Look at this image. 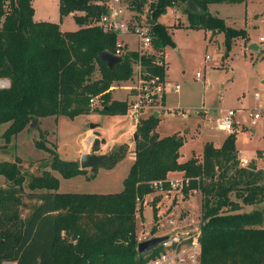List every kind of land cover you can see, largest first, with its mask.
<instances>
[{
  "label": "trees",
  "instance_id": "1",
  "mask_svg": "<svg viewBox=\"0 0 264 264\" xmlns=\"http://www.w3.org/2000/svg\"><path fill=\"white\" fill-rule=\"evenodd\" d=\"M34 1L0 0V77L10 79L8 88L0 87V124L10 123L5 132L8 138L23 131L35 118H74L95 112L126 114L128 101L113 99L111 86L127 80L137 62L150 75L165 77V67L157 63L154 53L127 50L124 60L113 70L100 59V52H115L118 43L116 33L105 32L98 25L109 0H60L61 19L72 14L80 25L76 31L65 32L60 22L35 21ZM126 1L141 20L139 14L147 0ZM192 1L200 11L192 12L188 0L150 3L147 22L155 50L174 44L168 26L158 22V18L177 2L184 4L192 28H204L214 34L223 32L226 49L230 50L237 39L246 38L243 30L228 25L209 10L213 3L245 0ZM98 95L103 107L91 108V98ZM159 121L152 113L138 123L136 158L119 193H60V179L45 171L34 176L28 187L49 192L31 195L36 202L24 204L29 206V212L23 218L17 209L24 203L21 193L26 180L18 162H6L0 170L10 183L0 188V263L9 260L15 264H145L157 249L138 250L137 198L143 199L151 191L152 181L166 179L173 171H183L187 177L200 175L199 239L203 264H264V209L241 212L244 205L264 202V169L254 160L243 164L234 133L219 147L206 142L202 161L193 156L181 162L183 137H162L157 131ZM40 135L37 147L53 154L48 164L52 169L66 179L88 174L78 160L62 159L48 147L44 134ZM94 146H98L97 140ZM125 147L121 145L118 151ZM118 151L115 149L107 161L115 157L109 167L124 158L120 155L117 159ZM91 170L89 178L96 175L98 167ZM154 208L156 215L155 204Z\"/></svg>",
  "mask_w": 264,
  "mask_h": 264
},
{
  "label": "rangeland",
  "instance_id": "2",
  "mask_svg": "<svg viewBox=\"0 0 264 264\" xmlns=\"http://www.w3.org/2000/svg\"><path fill=\"white\" fill-rule=\"evenodd\" d=\"M152 1L154 0H147L143 12L139 14L144 24H148ZM175 4L158 18V22L168 26L174 40V44L167 45L161 51L156 50L164 54L165 77L170 83L166 92L167 104L165 108L159 107L154 110L148 108L143 113L142 119L150 117L156 110L162 113L157 130L163 135L174 133L183 137L184 143L180 149L182 162L193 156L202 161L206 142H212L219 147L223 138L234 133L240 159L242 156L249 159L248 162L254 160L258 167L264 169V42L261 40L264 34V0L209 5L212 14L224 18L228 25L243 30L246 36L244 39H237L230 50L226 49L223 32L214 34L213 31L204 28H192L189 17L184 11V4L180 2ZM59 6L60 0H35L34 19L60 22L61 30L64 32L78 30L80 25L72 14L61 19ZM132 14L137 16L135 12ZM125 40L129 42L131 49H140L141 44H138L136 37L129 36L122 39L123 42H126ZM252 43H257L260 48L251 50L249 47ZM148 50H152V47ZM152 52L154 51L150 53L153 54ZM198 73L201 74L200 77ZM133 75L134 72L127 80L115 82L114 88L122 85L131 93L135 81ZM96 76H100L99 73ZM125 81V84H121ZM174 83L181 85L179 93L172 91L171 86ZM9 86V77H0V87ZM257 94L259 99H256ZM117 97L123 99L125 96L118 92ZM94 98L95 103L91 108L101 109L103 100L100 95ZM229 109H234L236 112V126L232 133L222 129L219 124L220 119ZM179 111H185V114L182 115L178 113ZM256 112H259L261 117L256 124H253L250 113ZM37 119L35 125L31 123L10 138L5 134L10 123L0 124V170L6 167V162L16 161L26 180L23 185L24 191L21 193L24 203L17 209L23 218L29 212V206L26 207L24 204L30 205L36 202L31 195L49 192L46 189L31 190L28 187L34 176H40L45 171L60 179V188L57 191L60 193L113 194L124 189V179L128 176L132 165L131 160L126 157L130 146L124 144L126 147L119 152L120 146L117 145L129 139L136 143L133 135L127 134L134 120L129 110L126 114L113 116L79 115L70 118L61 115L58 118L48 116ZM96 122L100 124L97 130L103 133L109 147L118 151L117 159L120 155L124 158L116 162L113 167L109 166L115 162V157L107 164L99 165L96 175L90 178L88 175L92 173L91 168L87 169V175L79 174L67 179L62 177L58 171L48 165L52 161L53 154L37 147V140H41L40 134H44L48 147L58 152L62 159L71 161L79 159L80 162L79 157L83 151L97 153L101 148V138L95 136L92 138L93 141L87 138L91 125ZM95 140L98 141V146H94ZM106 151L110 152L109 149ZM175 172L178 173L174 177L185 174L183 171ZM190 178L191 185L187 188L189 191L188 193L185 191L184 195L171 192L167 197L151 188L149 193L144 194L143 199L137 198L135 230L139 242L176 232L201 231L200 175ZM9 184L7 177L0 173V188ZM233 198H236L235 195ZM154 204L157 207L156 215ZM255 209L263 210L264 202L244 205L241 212H251ZM64 234L62 231V235ZM71 240L75 242L76 239L71 238ZM0 264L15 263L3 260Z\"/></svg>",
  "mask_w": 264,
  "mask_h": 264
},
{
  "label": "built area",
  "instance_id": "3",
  "mask_svg": "<svg viewBox=\"0 0 264 264\" xmlns=\"http://www.w3.org/2000/svg\"><path fill=\"white\" fill-rule=\"evenodd\" d=\"M132 12L134 13V11L129 9L126 0H109L106 12L101 15L98 21V25L105 32H114L118 36V43L113 53L123 56L130 49L122 41L121 36H134L138 44H141V50H137L147 54H151L150 52L154 51L152 53L157 55V63L165 67L164 54L156 52L151 45L149 25L142 23L138 17L133 16ZM261 40L264 42V34L261 36ZM149 47H152V50H148ZM200 76L201 74L198 73V77ZM133 78L135 81L132 85V98L128 101V110L131 112L135 124L138 125L143 113L148 108H152V110L159 107L165 108L164 98L170 83L166 80V77L163 78L159 74L150 75L148 71L143 69L140 62L134 64ZM171 88L173 92L179 93L181 85L174 83ZM256 99H259L258 94ZM94 103L95 98L93 97L91 98V105H94ZM178 113L184 115L185 111H179ZM235 116V110L229 109L227 114L219 121L222 129L232 133L236 126ZM250 117L252 118V123L256 124L261 114L259 112L250 113ZM247 163L243 162V164ZM190 180V177L184 175L181 177H168L152 181L151 188L167 197H169L171 192L184 195L186 189L191 185ZM200 232L196 230V232H176L167 235V238L155 247L157 249L156 254L145 264H203V248L199 239Z\"/></svg>",
  "mask_w": 264,
  "mask_h": 264
},
{
  "label": "water",
  "instance_id": "4",
  "mask_svg": "<svg viewBox=\"0 0 264 264\" xmlns=\"http://www.w3.org/2000/svg\"><path fill=\"white\" fill-rule=\"evenodd\" d=\"M189 9L192 12H198L200 11V7L197 6L192 0H188L187 2ZM251 50H257L260 48V46L257 43H252L249 47ZM100 59L108 65V67L113 70L114 67L122 62L124 60L123 56L117 55L109 50H104L99 53ZM155 117H159V112H154ZM38 119L35 118L32 122V125H35L37 123ZM135 140L138 139V134L135 133L134 135ZM115 153V149H112L109 153L104 154H98V153H90L86 152L83 153L80 159V166L82 169H88V168H96L99 165L107 162L111 156V154ZM165 238H167V235L150 238L148 240L139 242L138 244V250L139 252H145L154 249L160 242H162Z\"/></svg>",
  "mask_w": 264,
  "mask_h": 264
},
{
  "label": "crops",
  "instance_id": "5",
  "mask_svg": "<svg viewBox=\"0 0 264 264\" xmlns=\"http://www.w3.org/2000/svg\"><path fill=\"white\" fill-rule=\"evenodd\" d=\"M35 21H37V22H40V21H50V20H48V19H39V20H36V19H34ZM50 22H54V21H50ZM60 25H61V23H60ZM63 31V30H62ZM127 38V37H129L128 35L127 36H121V38L123 39V38ZM126 42H125V44L127 45V47L130 49V50H134V49H131L130 48V45H129V42L127 41V40H125ZM126 83V81L125 82H121V84H125ZM115 86L113 85V88H114ZM112 90V89H111ZM118 92H121V93H123V95L125 96L123 99H120V98H118L117 97V93ZM111 93H112V98L113 99H115V100H119V101H122V100H124V101H129L131 98H132V94L130 93V90L127 88H123L122 87V85L121 86H116V88H114L112 91H111ZM166 104H167V95H165V100H164V107H166ZM159 112V117L161 118V116H162V113L160 112V111H158ZM88 116H90V115H101L100 113H91V114H87ZM102 115H105V116H111V115H106V114H102ZM113 116V115H112ZM100 126V124L99 123H94V124H92L91 125V127H90V129H89V132L87 133V138H88V140L89 141H91V139L92 138H95V136L96 137H98V138H101L102 139V144H101V148L97 151V153L98 154H104V153H107V149H109L110 151L112 150V149H114V148H112L111 149V147H109V143H106V141H105V138L103 137V133H101V132H99L98 130H97V128ZM136 128H137V125L135 126V124H134V120H133V124H132V127L131 128H129L128 129V131H127V134H130V135H133V138H134V135H135V133H136ZM158 131V130H157ZM158 133L162 136V137H164V136H167V135H163V134H161L159 131H158ZM176 133V132H175ZM174 134V133H173ZM191 136V135H190ZM189 136V137H190ZM135 139V138H134ZM226 138H223L222 140H221V144H223V142H224V140H225ZM94 139H92V141H93ZM209 142V141H208ZM91 143V142H90ZM124 144H128L129 146H130V149H129V154L126 156L127 158H129L130 160H131V162H132V164L134 163V160H135V152H134V149H135V145H136V143L135 142H132L131 141V139H129V140H127V142H124V143H122V144H119V145H117V146H121V145H124ZM116 147V146H115ZM84 153V151L81 153V156H82V154ZM241 154V153H240ZM81 156L79 157V158H81ZM79 160V159H78ZM241 160L243 161V162H245V163H247L248 162V160L249 159H246V158H244V157H242L241 156ZM179 161H181V156H180V158H179ZM182 162V161H181ZM132 166V165H131ZM131 166H130V168H131ZM129 171H130V169H129ZM176 173H178V172H175V171H173V172H170L168 175L170 176L169 178H173L174 177V175H176ZM129 174V173H128ZM160 194V193H159ZM179 197V196H178ZM173 224V223H172Z\"/></svg>",
  "mask_w": 264,
  "mask_h": 264
},
{
  "label": "bare ground",
  "instance_id": "6",
  "mask_svg": "<svg viewBox=\"0 0 264 264\" xmlns=\"http://www.w3.org/2000/svg\"><path fill=\"white\" fill-rule=\"evenodd\" d=\"M88 146V143L86 144V147Z\"/></svg>",
  "mask_w": 264,
  "mask_h": 264
}]
</instances>
